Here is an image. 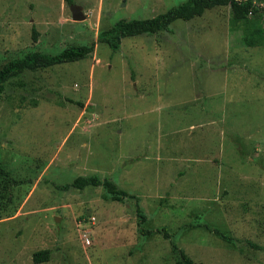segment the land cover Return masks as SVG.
<instances>
[{
    "label": "rangeland",
    "instance_id": "rangeland-1",
    "mask_svg": "<svg viewBox=\"0 0 264 264\" xmlns=\"http://www.w3.org/2000/svg\"><path fill=\"white\" fill-rule=\"evenodd\" d=\"M187 1L74 0L76 22L66 0H0V70L95 44L0 94V264H35L42 250V264H175L172 244L197 264H264V46L243 44L229 7L117 53L98 42ZM96 174L130 197L59 189Z\"/></svg>",
    "mask_w": 264,
    "mask_h": 264
},
{
    "label": "trees",
    "instance_id": "trees-1",
    "mask_svg": "<svg viewBox=\"0 0 264 264\" xmlns=\"http://www.w3.org/2000/svg\"><path fill=\"white\" fill-rule=\"evenodd\" d=\"M71 5L74 0H66ZM229 7L232 12L233 31H243L242 42L250 48L264 46V10L257 6L255 0H188L184 4L170 9L167 13L149 19L122 20L112 28L99 35L98 42L107 44L114 53H117L123 39L138 36H153L162 32H170L172 25L179 20L191 22L203 17L206 12ZM254 17V19H251ZM36 39V32H34ZM95 52V44L69 46L57 55H48L41 52H28L23 58L12 60L0 70V94L4 93L8 83L26 72H37L69 63H75L91 58ZM105 189L104 198L107 201L125 203L130 195L119 189L110 179H102L99 175L80 176L72 183L60 187L63 191L72 189L85 190L87 188ZM137 214L144 224L147 221L146 213L138 203ZM140 223V224H142ZM222 241L238 247L240 240L223 233L220 230L207 228ZM143 231V230H142ZM145 232V231H143ZM147 234L151 232H146ZM258 248L257 246H254ZM174 253L177 254L175 264H197L183 250L172 244ZM51 260V251L42 250L33 255L35 264H42Z\"/></svg>",
    "mask_w": 264,
    "mask_h": 264
},
{
    "label": "water",
    "instance_id": "water-1",
    "mask_svg": "<svg viewBox=\"0 0 264 264\" xmlns=\"http://www.w3.org/2000/svg\"><path fill=\"white\" fill-rule=\"evenodd\" d=\"M71 11L73 14V20L76 22H83L86 19V16L83 13V10L81 7L77 5H71Z\"/></svg>",
    "mask_w": 264,
    "mask_h": 264
}]
</instances>
